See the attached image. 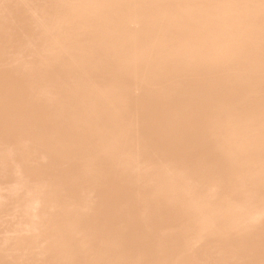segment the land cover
Returning a JSON list of instances; mask_svg holds the SVG:
<instances>
[{
    "label": "bare ground",
    "instance_id": "bare-ground-1",
    "mask_svg": "<svg viewBox=\"0 0 264 264\" xmlns=\"http://www.w3.org/2000/svg\"><path fill=\"white\" fill-rule=\"evenodd\" d=\"M0 264H264V0H0Z\"/></svg>",
    "mask_w": 264,
    "mask_h": 264
}]
</instances>
